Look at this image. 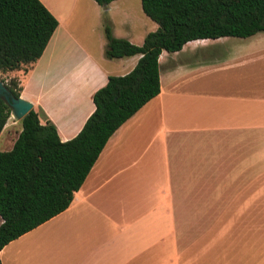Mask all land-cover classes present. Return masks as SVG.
I'll list each match as a JSON object with an SVG mask.
<instances>
[{"label":"crops","instance_id":"0c3cea01","mask_svg":"<svg viewBox=\"0 0 264 264\" xmlns=\"http://www.w3.org/2000/svg\"><path fill=\"white\" fill-rule=\"evenodd\" d=\"M39 1L57 25L33 63L6 72L39 122L65 141L93 111L91 96L107 76L127 73L140 57L104 55L103 18L112 36L135 45L157 24L140 0ZM245 58L262 65L252 75L264 72V31L161 50L157 95L108 137L64 210L0 248V264H263L258 239L213 235L224 228L229 181H251L254 203L253 181L264 172V81L254 79L244 95ZM9 120L0 151L21 129ZM245 242L251 250L236 246Z\"/></svg>","mask_w":264,"mask_h":264},{"label":"trees","instance_id":"16d2710c","mask_svg":"<svg viewBox=\"0 0 264 264\" xmlns=\"http://www.w3.org/2000/svg\"><path fill=\"white\" fill-rule=\"evenodd\" d=\"M105 7L112 0H94ZM157 24L140 45L112 36L103 18L104 55L140 54L123 75H108L91 100L93 111L72 138L60 141L51 122L30 109L9 150L0 151V248L70 203L108 137L159 91L157 56L188 40L248 37L264 31V0H140ZM57 25L39 0H0V73L28 67ZM1 79V78H0ZM1 81L4 83L3 79ZM19 96L17 79L4 83ZM9 108L0 99V130Z\"/></svg>","mask_w":264,"mask_h":264},{"label":"rangeland","instance_id":"374dc122","mask_svg":"<svg viewBox=\"0 0 264 264\" xmlns=\"http://www.w3.org/2000/svg\"><path fill=\"white\" fill-rule=\"evenodd\" d=\"M247 47H250L249 45ZM248 49L245 46L244 51ZM247 58L244 59V64L242 66V71L244 73V95H252L251 91L253 90V80L258 79L261 85L264 81V72L259 74L252 75V66H262L257 65L258 63H249ZM26 67L22 66L19 71L25 70ZM258 69V68H254ZM0 78L3 79L4 83L11 78L10 74L7 72L0 73ZM17 79L16 77H14ZM18 81V80H17ZM264 83V82H263ZM252 86V87H251ZM259 86V85H258ZM262 86V85H261ZM260 88V86H259ZM257 89V87H256ZM261 89V88H260ZM261 91V90H259ZM9 123H13L11 127H18L20 122L19 120H14L9 115ZM261 152V161L264 158V149H260ZM252 186L251 181H229V209L225 213V221H222L224 228L222 230L219 228V224L213 227L214 234L227 235L228 237L242 238L247 241H252V238L258 239L259 243H254L256 251L261 253L264 252V172L261 173L260 179L258 181H253V186L260 189V194L258 199L252 203L251 202V192L250 188ZM219 222V221H218ZM222 231V232H220ZM236 246H239L243 249L251 250L252 243H241ZM255 251V250H254ZM261 263L264 260H260ZM264 264V263H263Z\"/></svg>","mask_w":264,"mask_h":264},{"label":"water","instance_id":"95a60500","mask_svg":"<svg viewBox=\"0 0 264 264\" xmlns=\"http://www.w3.org/2000/svg\"><path fill=\"white\" fill-rule=\"evenodd\" d=\"M0 99L9 108V115L15 120H20L30 109L31 103L21 97H14L0 79Z\"/></svg>","mask_w":264,"mask_h":264}]
</instances>
